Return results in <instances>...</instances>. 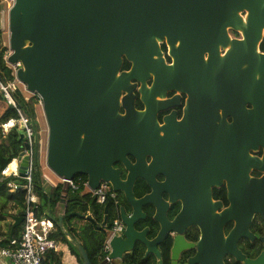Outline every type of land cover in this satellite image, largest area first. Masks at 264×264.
Returning a JSON list of instances; mask_svg holds the SVG:
<instances>
[{
    "label": "water",
    "instance_id": "1",
    "mask_svg": "<svg viewBox=\"0 0 264 264\" xmlns=\"http://www.w3.org/2000/svg\"><path fill=\"white\" fill-rule=\"evenodd\" d=\"M7 15L6 60L20 63L17 80L41 99L47 168L65 180L84 175L91 190L108 183L129 207L128 213L119 210L125 229L110 241L111 259L121 261L136 243L145 249L144 257L158 256L157 245L167 232L181 233L180 219L167 222L168 203L154 176L166 169L172 176L180 163L192 170L198 155L207 167L215 163L233 177L240 163L244 196L248 203L260 202L255 197L264 196L259 189L264 180L247 173L264 162L250 155L264 148V52L259 49L264 0H13ZM124 62L130 65L127 71L121 70ZM167 92L186 100L181 119L172 112L160 126L157 114L181 100L178 95L167 100ZM136 94L143 111L135 108ZM16 133L28 150L21 123ZM17 160L22 179L28 157L20 152ZM116 163L126 173L124 180L113 168ZM137 179L152 190L148 195L135 197ZM177 197L172 194L169 201ZM146 207L158 227L151 240L149 227L135 229L146 220ZM185 209L186 225L191 210ZM104 213L103 225L107 207ZM12 221L11 230L20 227L23 214ZM57 226L82 264H90L83 247L63 229L62 217ZM177 252L172 250L173 259Z\"/></svg>",
    "mask_w": 264,
    "mask_h": 264
},
{
    "label": "flooded vegetation",
    "instance_id": "2",
    "mask_svg": "<svg viewBox=\"0 0 264 264\" xmlns=\"http://www.w3.org/2000/svg\"><path fill=\"white\" fill-rule=\"evenodd\" d=\"M229 33L231 37L239 38L238 34L233 35L231 31ZM160 48L166 64L171 63L166 54L165 45L161 44ZM129 68L130 65L127 70ZM151 83L152 80L148 81L147 87H150ZM177 95L181 98L179 106L157 114L160 126H163V118L172 112L177 114V120L181 119L186 96L176 92H167L166 99L169 100ZM135 108L138 111L144 110V105L137 94ZM246 108L250 109V106L247 105ZM231 121V118H227L229 124ZM250 155L264 160V148L259 147L250 152ZM127 159L130 164H134V158L128 156ZM150 160L149 157L145 158L147 164ZM204 161L198 155V159L192 165V170L188 169L191 165L180 163L174 175L171 176L170 171L166 169L154 176L155 183L161 186L159 192L161 199L168 203L167 222L172 223L176 218L180 219L177 228L181 229V233L167 232L163 241L157 245L159 255L148 254L144 257L145 249H143L142 258L147 264H215L216 260H219L220 264H264V196L255 197L256 201H260L258 203H248L247 196H244L247 189L243 185L245 180L242 178L240 163L233 177L231 170L224 173L223 170H217L215 163L207 167L203 164ZM113 168L119 170V176L121 180H124L126 173L121 164L116 163ZM218 168L222 169L223 166ZM216 171L220 176L215 175ZM248 175L253 180L263 181L264 162L257 169H250ZM140 184L144 186L142 191L140 187L138 188ZM259 189L264 191V188ZM151 191L142 180L135 181L133 192L136 198L148 195ZM176 193L178 194L177 199L170 202V195ZM116 200L118 209L128 213L129 207L121 192H116ZM254 207L258 210L254 211ZM185 208L191 210V213L187 215L191 218V222L186 225L182 220L186 215L185 210L187 209ZM144 212L147 216L146 220L137 223L135 229L140 231L149 227L150 232L147 237L151 240L157 234L158 227L155 223L156 226L148 224L150 213H153L152 208L146 207ZM99 226L107 227V221L105 225L102 223ZM177 239L180 241L176 242ZM140 247L141 245L136 243L133 250L126 255L132 254ZM174 248H178V252L173 259L172 250Z\"/></svg>",
    "mask_w": 264,
    "mask_h": 264
},
{
    "label": "trees",
    "instance_id": "3",
    "mask_svg": "<svg viewBox=\"0 0 264 264\" xmlns=\"http://www.w3.org/2000/svg\"><path fill=\"white\" fill-rule=\"evenodd\" d=\"M4 4L0 1V12L3 10ZM233 35H237L232 32ZM1 35L0 30V81L2 83H7L11 81L10 70L7 68L4 62V56L6 49L2 47L1 44ZM261 52H264V37L259 47ZM165 50V48H164ZM129 64L127 62L123 63L122 70H127ZM14 99L17 104V109L21 111L24 115L28 116L31 121L32 118L30 114L33 111V106H24V103H30L32 101H25L22 95L19 92L13 94ZM33 104V102H32ZM18 115L15 109H10L7 102L0 96V125L5 123L9 119H17ZM33 123V121H32ZM34 126V125H33ZM38 149V146H36ZM23 150L22 143L18 141V135L16 133V128H13L6 134H2L0 129V173L6 168L11 161ZM37 151V150H36ZM38 157V156H37ZM38 159V158H37ZM19 185H23V180L18 179ZM9 179H2L0 176V212L4 209V206L7 203H13V205L18 209L17 213H23L24 209V191L20 188L14 192H11L7 188V183ZM33 184L34 191L38 198L37 209L35 211L38 217L45 216L49 217L54 223L55 231L50 235V238L56 242H59L63 245H66L70 253L76 258L78 264H82L79 253L76 248L68 241L62 230L57 226L58 218L56 213L59 208H63L62 212V227L63 229L77 242L79 243L85 252L87 253L90 264H100L103 257L102 248L107 239L106 230L101 228V225L104 221L105 213L104 208L107 207V226H109L110 221L113 218V205L109 202L99 205L93 199L90 198L89 194H83L80 192H71L68 191L65 193V196L62 197L63 188L59 184L55 188L51 189L47 184H45L41 176L37 173V169L33 173ZM140 191L144 187L142 184L138 186ZM77 213L80 216L71 215ZM152 212L150 213L149 223L153 225L151 220ZM84 216V217H83ZM89 217V218H87ZM76 222L86 221L88 225L84 228L81 225H78ZM143 226V225H142ZM154 226H156L154 224ZM12 225L8 227V236L2 242H0L1 248H8L11 246L12 242H18L21 234V226L11 230ZM155 229V227H154ZM10 235L13 240L9 241ZM143 248L142 246L137 249L132 254L126 255L122 264H147L146 260L142 258ZM42 264H62L60 260V254L49 251L44 259Z\"/></svg>",
    "mask_w": 264,
    "mask_h": 264
},
{
    "label": "built area",
    "instance_id": "4",
    "mask_svg": "<svg viewBox=\"0 0 264 264\" xmlns=\"http://www.w3.org/2000/svg\"><path fill=\"white\" fill-rule=\"evenodd\" d=\"M0 1L3 2V0ZM9 1L12 5L13 0ZM9 54L10 50L7 46V51L3 59L7 68L10 70V76L12 80L8 81L7 83H2L0 81V96L7 102L9 106H11V108L16 110L18 118L7 120L5 123L0 125V129L4 135L13 128H17L20 123L22 124L28 150L23 149L21 152H23L24 156L28 157V166L24 177L22 178L24 183L21 186L16 184V181L21 179L19 178L18 174V168L20 164L19 160H17L18 155L0 173L2 179H9L7 188L11 192H14L20 188L25 193L20 239L16 243L12 242L11 246L8 248L0 249V264H42L45 255L49 251L60 253L59 249L61 245L59 242H56L50 238V235L55 231L54 223L48 218L41 216L38 217L35 213L37 209L38 198L34 191L33 173L36 168V156L39 155L40 149L36 148V146H38V141L36 139V131L33 123L28 116L24 115L19 109H17V104L13 94L15 92H19L26 102L32 100L34 104H37L40 107L42 106V102L37 95L27 92L25 86L17 80L16 72L21 65L18 62L14 65L7 63L6 59ZM43 162L45 168L51 172L45 164V159ZM11 165L14 166L10 169ZM51 174L54 176V179H51L46 173L41 175V179L49 187L55 188L60 184L63 190H67L66 192L62 193V197H64L65 193L68 191H82L83 194H89L90 198L99 205L105 204L107 202L113 205V218L106 230L107 239L102 248L103 257L100 264H115L116 260L110 258V241L115 237H121L125 229L124 224L122 223L119 216L116 192H114L111 186L105 182H101L96 189L91 190L88 186L87 177L84 175H74L70 180H65L57 177L52 172Z\"/></svg>",
    "mask_w": 264,
    "mask_h": 264
},
{
    "label": "rangeland",
    "instance_id": "5",
    "mask_svg": "<svg viewBox=\"0 0 264 264\" xmlns=\"http://www.w3.org/2000/svg\"><path fill=\"white\" fill-rule=\"evenodd\" d=\"M4 4V8L3 10L0 12V30L2 32L1 35V44L3 48H7L8 46V9L11 6V3L9 0H3L2 2ZM7 50V49H6ZM4 56V55H3ZM24 106H29L30 108L33 106V111L30 114V117L32 118L33 121V125L36 131V139L38 141V148L40 149L39 152V159H37L38 157L36 156V169H37V173L41 176L43 173H46L49 175V177L51 179H54V176L51 174V172H49L45 166H44V159H45V154H46V145H47V125L43 116V112H42V108L37 105V104H31L28 103H24ZM15 214V213H14ZM19 215L18 213L15 214V216ZM84 217V216H83ZM6 220V219H5ZM11 222V223H10ZM13 224L12 221L9 220V225ZM79 225H81L82 228L86 227L88 225V223L86 221H79L78 222ZM5 226L4 223H0V229L3 228ZM8 227V225H7ZM108 227V226H107ZM107 227H105L104 229L107 230ZM6 228V227H5ZM115 264H122L121 261L116 260Z\"/></svg>",
    "mask_w": 264,
    "mask_h": 264
},
{
    "label": "crops",
    "instance_id": "6",
    "mask_svg": "<svg viewBox=\"0 0 264 264\" xmlns=\"http://www.w3.org/2000/svg\"><path fill=\"white\" fill-rule=\"evenodd\" d=\"M33 105H34V103H33ZM49 188L53 189V187H49ZM17 210L18 209L13 205V203H7L4 206V209L2 210V212H0V223L5 224V226L0 229V242H2L8 236V227L10 225H12V224L9 225V220L12 221L13 217H15V214L17 213ZM62 212H63V208L60 207L58 212L56 213V217L57 218L62 217ZM41 217H45V216H41ZM48 219H49V217H48ZM49 220H51V219H49ZM74 222L78 224V222H76V221H74ZM7 225H8V227H7ZM12 240H13V238L10 235L9 241H12ZM60 245H61V247L59 249V252H60L59 254H60L61 263L62 264H78L76 258L70 253L68 247L66 245L61 244V243H60Z\"/></svg>",
    "mask_w": 264,
    "mask_h": 264
},
{
    "label": "bare ground",
    "instance_id": "7",
    "mask_svg": "<svg viewBox=\"0 0 264 264\" xmlns=\"http://www.w3.org/2000/svg\"><path fill=\"white\" fill-rule=\"evenodd\" d=\"M13 166H14V165H11V166H10V169L13 168Z\"/></svg>",
    "mask_w": 264,
    "mask_h": 264
}]
</instances>
